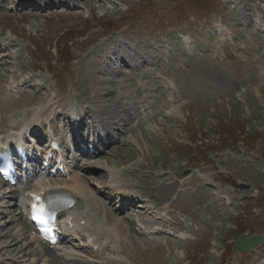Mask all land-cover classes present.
I'll return each instance as SVG.
<instances>
[{"label":"rangeland","instance_id":"obj_1","mask_svg":"<svg viewBox=\"0 0 264 264\" xmlns=\"http://www.w3.org/2000/svg\"><path fill=\"white\" fill-rule=\"evenodd\" d=\"M25 1L0 0V23L6 28H13V32L9 33L6 31V34L12 38H15L16 33H18V37L26 35L32 41L30 38L34 39L32 34L36 33L37 42L41 49L34 51L36 58L42 63L50 60L51 64L63 68L68 65V62L71 63L73 61L72 63H75L76 60L72 86L76 89L77 87L81 89V99L84 102L95 103L100 110V120L107 123L110 129L113 122L116 123V120L121 123L125 122V128L129 130L128 132L132 134L135 132L132 125L130 126L126 122L127 119L124 118H128V115L136 114L134 97L138 93L143 94L144 90L137 92L140 87V81L139 79L137 80V76L140 73L143 75L145 72L143 70L148 68L151 62L167 67L168 71L173 73V77L181 87L182 96L193 101L192 105L188 101L187 104H182L181 106L183 109L188 107L194 114L186 125L187 127L185 126L188 139L194 133V127L196 128L198 125L205 133V136L209 139H214V145L218 144V146L215 148L203 147L199 150L194 145L190 146L189 143L188 145L178 146L173 139L166 141L165 139H159L156 135L153 136L151 133L143 132L140 135L136 131L137 140L134 141V145L131 140L126 139L125 142L130 141L128 144L132 145L121 146L123 147L121 151H119L120 146H115V148L111 149V153L115 157L112 154H105L103 158L107 157L109 159L110 157L108 165L114 168L119 167L115 170L131 166L132 171L136 169L139 175L144 173L148 177L147 181L157 179L156 174L162 170L169 172L178 171L183 174L185 170L189 169L190 165L188 163H194L199 166L202 164L201 167L204 171L214 176L215 180L222 184V187L231 191L238 199H243L244 205L235 210L236 214L232 212V218L230 221H226L220 212L222 207L216 209L219 206L214 199H209L211 212L204 207L203 203H200L198 198L205 194L206 190L204 188L198 187V185L193 188L191 184L183 187L186 193L181 200L176 199L175 215L180 219L186 220V214L183 212L185 211L193 223L195 219L201 229L207 230L201 233L199 242L190 245L189 257L182 259L181 263L175 264H203L202 260L207 262L204 264H218L217 259L219 260L222 257L227 258L225 262L230 264L252 261L255 255L250 254L251 251L242 252L243 254L248 253L246 258H244L245 255L242 258H237L229 249L226 255L217 258L214 256L216 254H211L208 241L212 240L211 238H215L216 233H219L217 235L219 243L228 248V239L235 240L241 233H245L247 236L253 233L263 234L264 236V137H262L264 135V40L253 29L250 19L253 11V17L260 15L264 10V6L258 5L256 0H240V8L235 13L233 11L230 12L233 2L226 4L221 0H127L130 9L125 10L126 12L122 11L123 13H115L110 17L106 16L98 19L101 18L99 14L100 8L98 7L95 10L97 18L90 21L85 18L86 9L89 10V2L92 1L91 5H94L96 0H87V3H84V0H78L80 2L79 6L83 5L80 13L66 11L60 4V8L46 11L40 16H30L38 13L29 11L30 5ZM104 1L107 4L114 3L119 8L123 7L119 5L120 0ZM16 2L23 4L18 8L17 5H14ZM12 5H14L15 9L13 8V11L9 12L8 10L12 9ZM95 5H100V3ZM111 7L116 8L115 6ZM224 20L229 28H235V33L240 39L239 46L244 49L235 51L236 57L232 63H229V59L226 58L219 59L220 62L212 55L211 58L209 56L195 57L192 60L187 58L186 61L181 60L180 57H175L176 59L172 61L173 67L161 62V59L166 61L170 58V51L165 47L166 45L162 48L159 46L160 42L158 39L160 34L165 33L167 37L169 35L174 42H177L175 34L182 31H190L192 33L196 29L198 30L195 37L197 45L203 46V51L211 53L208 48L214 46L215 43L205 34L204 27L206 23L211 25ZM23 29L29 32H24L23 35L20 34ZM115 29L120 30L113 32ZM62 34L63 36L61 37ZM106 34H108L107 40L103 43L105 37L103 35ZM162 38L166 37L162 36ZM117 40H123L124 43L118 44ZM56 42H58L61 49V55L58 59H56L55 51L48 54V50L52 52L55 48ZM155 42L158 45L153 47L159 50L155 54L156 61H147L146 59L149 58L151 52L150 44ZM15 43L14 54L16 58L13 64L10 61V55L7 53L8 49L13 47L10 42L7 41L5 43V47L7 46L6 52L5 49L0 52V63L3 65L0 66V114L3 117L13 115L11 117L18 119V116L24 115V111H26V115H32L30 109H32L31 106L34 103L30 100V96L35 94L32 91L38 90L39 87H30L29 82V89L27 90L31 91V93L27 94L28 101L19 100L12 103L6 100L8 99V93L4 91L6 82H3L10 77L14 78L17 76L16 73L19 72L17 69L19 66L25 65L26 69L28 58L25 53L30 48H34L25 37L23 41ZM168 45L172 49L178 48L176 43ZM114 47L116 54L123 55L128 62L135 61L136 57L140 59V62H138L140 67L135 71L127 65H112L110 60L116 54L110 53L109 50ZM203 51L201 50V53ZM2 52L8 55L4 60L1 59ZM211 59L214 60V63ZM70 60L72 61L70 62ZM31 66L41 67L40 63L36 61ZM70 71L71 69L67 74L68 81ZM26 72L27 74L32 73L29 70H26ZM35 73V78L47 80V89L54 92L52 84L53 82L55 84V79L52 80L51 74L47 71H35ZM63 74L64 72L59 70L54 77L59 78L58 87L63 85L62 91L66 87L62 95L68 96L70 88L61 79ZM260 75H262V78H259ZM147 80V87L152 84V88L156 90L153 87L156 80H152L151 76ZM173 83L177 86L175 81ZM238 88L244 89L240 100L235 98ZM25 91V88L21 89V99L24 97ZM148 93L149 91H146L143 97ZM49 96L53 97V95ZM11 97L15 101L14 95ZM57 98L58 96L54 99ZM41 99L42 96L40 95L39 100ZM163 102L164 98L159 103L155 102V107H161ZM129 103H133V108L129 106ZM89 109L91 110L90 107ZM94 115L98 118L96 114ZM112 115H114V119L109 118ZM11 117L8 116L9 120L3 121L0 129L8 130V121L11 120ZM177 121L176 116L170 113V116L159 122L158 125L164 131L169 123L175 124ZM217 124L230 125L231 130H229V133L237 132V130L244 127L245 133L249 138L239 136L238 138L235 137V140L227 138L228 140L225 142L223 141L225 136L222 138L218 133ZM120 129H117V131L124 134L123 128L121 127ZM232 129H236V131ZM176 131L178 132L179 128H176ZM172 132L170 130L171 138L173 137ZM181 134L185 135V132L183 131ZM159 135L162 136L161 133ZM98 161L102 162L104 160L99 159ZM185 162H187V165ZM138 165H141L145 171H139L137 169ZM98 169L100 170L101 168ZM151 169L155 170L149 171ZM94 170L97 171V169ZM127 170L130 172L129 169ZM124 172L125 170H123V174ZM96 174V178L100 180H104L107 174H111L112 178L114 176V173L107 171ZM127 177L134 181L132 174ZM142 181H144L142 184L147 186V192L150 195L153 194L152 197L154 199H160L159 191L164 197L167 195V191L170 190L169 187L164 185H156L154 189H151L150 183L146 180ZM239 182L249 184L250 188L247 190L238 189L235 186ZM90 186L95 190L97 189L93 185ZM197 187L198 190L195 192ZM255 193L258 194L257 197H253ZM254 207H256V212H253L252 208ZM132 216L128 215L127 217L130 218ZM217 221L219 222L216 223ZM107 222L108 220L105 219V224L110 226ZM187 222L190 221L186 220V224ZM114 225H116V222L110 227L113 228ZM192 225L194 224L190 222V226H188L193 228ZM116 231L119 235L115 242L116 245H119L116 249L118 252L127 254L132 261L131 264H170V261L173 260L174 256L170 257L162 244L158 246L141 241L128 229L127 224H118ZM205 236H207L206 239H204ZM218 246V244H215V249H218ZM177 250L178 248L174 249L175 256L177 255ZM26 252H21L20 255L25 260V264H29L32 257ZM5 255L2 254L3 257ZM201 255L204 256L199 260ZM110 256L117 258L116 260H110V264H130V261L123 255L110 253ZM225 262H222V264H225ZM12 264H15V262ZM32 264H35V262Z\"/></svg>","mask_w":264,"mask_h":264},{"label":"bare ground","instance_id":"obj_2","mask_svg":"<svg viewBox=\"0 0 264 264\" xmlns=\"http://www.w3.org/2000/svg\"><path fill=\"white\" fill-rule=\"evenodd\" d=\"M30 1L32 3H37L39 0H30ZM43 1H44L45 4H48V3H51V2H55V1H59V2H62L64 4L67 2V0H43ZM97 3H99V2L94 3V5H91V8L93 9V8H96V7L100 6V9H102V10H105L106 8H108L109 10L112 9V8L114 10H116V8L111 7V6H115V5L110 4V5H107V6H110V7H105V6H101V4L100 5H95ZM106 13H107V11H106ZM96 18L97 17H94V20ZM98 19H100V18H98ZM2 29H3V27L1 26L0 27V36L2 37V44L4 43V41H5V43L8 41V42H10L13 45V47H10V48H15L16 47V43L13 42L12 40H10L9 37L5 36L3 31H2ZM21 34L23 35V33H21ZM24 37L27 40H29V38L26 35H24ZM30 39L32 41H34L33 38H30ZM5 43L3 44V46H2V44L0 45V52H1V50H4V49H5V52H6L7 46L5 47ZM117 43L118 44H122V43H124V41L123 40H117ZM162 46H161V48H162ZM150 50H151L150 56L146 60L147 61H156L155 60V58H156L155 54H156V52H159V50L154 48L151 45H150ZM109 51H110V53H112L114 55L116 54L115 47L111 48ZM5 52H2L3 53L1 55V59L2 60H4L5 57H8V55H6ZM7 53L10 55V57H11L10 61H12V64H13L14 56L10 54L9 49H8ZM16 60H18V59H16ZM138 62H140V59H138L137 57H136L135 61L128 62L125 59V57L123 55H121V54H116L115 57L114 58L112 57V60H110V63L112 65H114V66L127 65V66H130L132 68V70H135V71L140 67V63H138ZM0 66H3L2 63H0ZM17 66H18V64L16 65V67ZM0 69H1V67H0ZM17 69L19 70V72L21 74H23V72L26 70L25 69V65L24 66H19V68H17ZM70 69H71V71H70V75H69V81H70V84L72 85L74 83V73H73L74 66H72V68H70ZM19 72L16 73L17 76H15L14 78L10 77L9 79L4 81L3 83H5L7 81H8V83L10 85L19 84L20 82L26 83L25 81L18 80L17 77H18ZM43 88H44V86L41 85L40 89L35 94L30 96V100H39L40 95H41L40 91ZM81 93L77 94L78 103L84 104L83 107H82V111L79 113L80 119H82L85 115H89L90 113H92V111L89 109V107H90L89 104H87L86 102H84L81 99ZM56 96H58V98L56 99V100H58L59 97H60V94H54L52 98L54 99ZM9 101L12 102V103L17 102L16 100L15 101L14 100H9ZM187 103L188 102L183 103V105H185ZM172 108H173V104L171 103V104H169V109L172 110ZM169 109H167L165 107L166 113H168V114L172 113ZM42 111H43L42 107H37V108L35 107V108L30 109V112H31L32 115L29 118H27V119H24V116H26V111H24V115L18 116V119H15V118L11 117L12 115H9L11 117V120L9 121V129L7 130V134H6V138L5 139L13 138V137H14V140L20 139L21 138V132L13 131L16 128V121H19L21 124H26V125L28 124L29 125L28 128H29V127H31L30 124L39 123L40 121L41 122L43 121ZM68 113L70 115V118H72V117H76L77 118V116L75 114V110L70 104H69V107H68ZM94 118L97 119V117L95 115H94ZM109 118L110 119H114V115H112ZM154 119L155 118H153L151 120H154ZM11 122H12V124H11ZM100 122L104 123V121H102V120H100ZM82 123H81V125H82ZM10 125H12L11 128H10ZM127 131H129V130H127ZM1 133L2 132H0V134ZM104 155L99 156L98 158L95 159V161H97L100 158H103ZM105 159L108 160L107 157H105ZM92 166L93 165H90L89 163L80 164L79 165V170H81V172H82L81 174L83 175V172L84 173H90V174H87L88 175L87 177H84V176L81 177L80 175L76 174L68 182H61V183L63 185H65L66 187H68L74 194H77L78 197H80V199H82V197L85 199V203L82 204V207L80 209L81 213H80V215L78 217L81 218V219H85L86 222H85L84 225L77 226V227L81 228L85 233H89L87 235V237H86V241H89L88 239H91L90 244L91 245H97L98 246L97 250L98 251L102 250L103 254H106V252H105L106 249H104V243L105 242H107L109 246L110 245H116L115 242L118 239V232L116 231V226L118 224H127L128 229L130 231H132L133 224H134L135 220H134L133 216L129 218V217L125 216V215H122V218H118V217H116L117 215H114L113 211L110 210V209L108 211L105 209L106 212H107V216L105 217V215H104L105 210L103 209L105 207H104V204L101 202L100 195H99V193H102V191L99 188L95 187V186H93V187L97 188L96 190L91 188V186L88 183V180H90V181L97 180V178H96L97 171H95L94 170L95 167L94 166L92 167ZM102 167H106V168H103V170H105V171H107L109 173H114L113 178H112V175L110 176V178L112 180L108 184V186L111 187V196L110 197H112V196L117 197V194H118V197L132 198L131 200L128 201L131 204H128V205L131 206L132 204H135V203L139 204L142 209L136 210V214L134 216H137L141 221L145 222L146 219L148 218V216H147L148 212L147 211L150 209V207L148 209L147 206L144 207V205H141L140 203H138L139 202L138 200H140L139 198L143 197L144 193L136 192V191H134V189H130L129 188L130 184L126 182L127 178L123 174V169H120V170H115V168L111 169V168L108 167V165L105 166L104 164H103ZM105 178H104V180H105ZM141 182H144V181L141 180ZM35 184L38 185L37 182H35ZM142 186L145 189H147L146 185L142 184ZM157 188H159V187H157ZM145 193L149 194L147 192V190H145ZM158 193L160 195V198H162L163 196L161 195V192L159 191ZM152 195L153 194H151V196ZM3 196H4V194L0 193V201L2 200L1 198ZM136 198H138V200H136ZM154 200H156V199H154ZM215 201L217 202V205L219 206V207H216V209L220 208V207H223V204L220 201H218V200H215ZM123 203H125V201ZM14 205L17 207V208H14V209L15 210H19L18 215H20V217L23 219L24 227H26V228H28L30 230V225H29L28 221L23 217L21 208L19 206H17V200H16ZM0 210H3V212L7 211L6 207L3 204V202H0ZM11 217H15V216L12 215ZM105 219L108 220V221L109 220L115 221L116 225H114L113 228H111L110 227L111 225H110L109 226L110 228H109L105 224ZM9 222L10 221H8L6 223V225ZM0 228H1V231H0V254L1 253L6 254V259H7L6 262L7 263L16 262L17 264H19L20 263L19 261H21L19 252L20 251L22 252V249H21L20 245H18L17 243H22V236L24 235L23 231L21 229L20 230L16 229L15 232L13 230H8V231H6L7 233H3L4 227H0ZM154 232L155 231H153V230L150 231V233H154ZM4 235H6L7 237H6L5 240H2L1 237L4 236ZM140 240L145 242V243H149L148 241H144L142 239H140ZM12 242H14V244H12ZM185 243H187V242H185ZM185 243L184 242H177V243H175V246L178 247V248L183 249V251L185 253V249H186V244ZM49 253L52 255V257L49 256L46 260H42L41 259L39 261H43L44 262L43 264H61L59 260L54 259L56 257V255H61L62 258L66 259V260L67 259L72 260V259L76 258V257H74V256H72L70 254V250H65V249H61L59 251H56V249H53V250L49 251ZM233 253H234V255H236L235 257H237V258H240V257L242 258V256H244V255H245L244 258H246L248 256V253L247 254H243V253H239V252L237 253L235 251H233ZM213 254L219 255V254H217L215 252V250H213ZM253 255H255V256L252 258V260H259L260 258H262L264 256V247L260 249L258 254H253ZM203 256L204 255H201L199 257V260H201V258ZM223 259H225V257H222L219 260L217 259L218 264H222V260ZM32 262H33V260L30 262V264ZM179 262H180L179 259H177L175 261V263H179ZM201 262L204 264L206 261L202 260ZM175 263H174V261H172V263H170V264H175ZM213 264H216V263H213ZM242 264H246V262H243ZM257 264H264V262L262 263V261H258Z\"/></svg>","mask_w":264,"mask_h":264},{"label":"water","instance_id":"obj_3","mask_svg":"<svg viewBox=\"0 0 264 264\" xmlns=\"http://www.w3.org/2000/svg\"><path fill=\"white\" fill-rule=\"evenodd\" d=\"M257 243H259V239L257 237H252L248 240L240 238L237 240L235 246L240 250L253 249L254 246L257 245Z\"/></svg>","mask_w":264,"mask_h":264},{"label":"snow or ice","instance_id":"obj_4","mask_svg":"<svg viewBox=\"0 0 264 264\" xmlns=\"http://www.w3.org/2000/svg\"><path fill=\"white\" fill-rule=\"evenodd\" d=\"M34 219H38V220H39V219H40V217H39V216H35V215H34Z\"/></svg>","mask_w":264,"mask_h":264}]
</instances>
